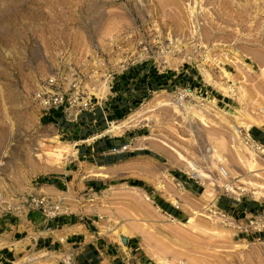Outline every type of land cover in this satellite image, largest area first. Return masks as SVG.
I'll use <instances>...</instances> for the list:
<instances>
[{"label": "rangeland", "instance_id": "rangeland-1", "mask_svg": "<svg viewBox=\"0 0 264 264\" xmlns=\"http://www.w3.org/2000/svg\"><path fill=\"white\" fill-rule=\"evenodd\" d=\"M142 63L163 73L187 69L202 88L169 85L118 120L108 117L105 128L129 121L108 132L119 139L108 151L121 150L108 167L118 169L110 185L89 190L73 182L52 191L49 181L74 154L65 152L55 164L45 153L58 141L75 146L60 130L63 108L36 100L40 83L55 77L66 95L77 97L71 113L87 101L81 112L97 115L112 78ZM101 81L108 91L95 97ZM226 86L233 96L223 93ZM161 97L171 103L147 109ZM181 101L189 107L175 108ZM263 109L264 0H0V235L42 217L33 199L45 195L62 198L61 214L94 219L107 240L121 247L122 236L136 242L138 264H264V214L239 218L217 203L226 195L264 201V152L248 124L263 118ZM225 110L242 122L240 137L233 116L220 120ZM247 148L257 154L253 172ZM186 159L211 178L195 174ZM220 166L229 178H221ZM226 182L233 190L223 188ZM209 195L204 215H195Z\"/></svg>", "mask_w": 264, "mask_h": 264}, {"label": "crops", "instance_id": "crops-1", "mask_svg": "<svg viewBox=\"0 0 264 264\" xmlns=\"http://www.w3.org/2000/svg\"><path fill=\"white\" fill-rule=\"evenodd\" d=\"M177 84H184L196 91L202 88L196 76L187 69L163 73L148 63L133 65L112 78L109 85L111 94L103 101L97 115L88 110L80 112L74 119H67L62 110L58 117V123L62 125L60 130L68 140L73 141L75 153L60 174L49 181V188L60 191L73 182L89 190H99L110 185V177L90 173V170L99 167L109 170L113 160L121 158V150L108 151L114 149L115 141L119 140L112 139V134L104 132L108 128H105L109 122L108 117L112 121L118 120L151 93ZM249 136L264 145V129L254 126ZM122 155L129 156L128 153ZM217 203L221 209L239 218L264 214V201H242L226 195L220 196ZM43 216L31 220L30 224L26 222L25 228L2 230L6 243L0 246V264H138L137 243L127 239L121 247L107 240L100 235L94 219L76 213Z\"/></svg>", "mask_w": 264, "mask_h": 264}, {"label": "bare ground", "instance_id": "bare-ground-1", "mask_svg": "<svg viewBox=\"0 0 264 264\" xmlns=\"http://www.w3.org/2000/svg\"><path fill=\"white\" fill-rule=\"evenodd\" d=\"M210 23V22H209ZM203 30V29H202ZM206 31V30H205ZM197 33V32H196ZM235 36V35H234ZM178 39V38H177ZM253 61V60H252ZM242 62V61H241ZM247 67V69H251V67L249 65H245ZM240 68V67H239ZM243 69V68H242ZM226 72V71H225ZM244 72V71H243ZM203 73V76H204V79L208 82H212V78L210 77L209 73L206 72V70H203L202 71ZM223 93L224 94H227V95H230V96H233L234 95V90L230 87V86H226V87H222L221 88ZM108 91V85H107V81H101V83H99V86L98 88L96 89V92H94V96L95 97H103ZM93 92V91H92ZM158 96V94H157ZM236 96V95H235ZM171 102H168L166 99L164 98H155L154 99V102H150L149 105H147V109H152L154 108L155 106H162V105H167ZM189 103H184L181 101V103H179L178 105H175L174 107L175 108H178V110L180 108L182 109H187L189 106H188ZM207 105L208 107H212V106H215L214 105V102L211 100L207 101ZM143 109V108H142ZM140 111V110H138ZM142 111V110H141ZM148 111V110H147ZM150 111V110H149ZM263 112H264V109H263ZM244 113V112H243ZM139 114V113H138ZM143 114V113H142ZM141 115V114H140ZM220 115V114H219ZM222 115V114H221ZM233 116L234 117V120L236 121V123H233L231 124V126L233 127L234 131L236 132V134L239 136L240 133H241V126H242V122L238 119V117L232 113V111L230 110H225L224 111V115L220 116V120H226V118L228 116ZM139 116V115H138ZM227 116V117H226ZM131 121V120H130ZM129 121L128 120H123L119 123H112L106 130H104V132H111V131H115L120 129L121 126H124L125 124H128ZM250 125H255V126H263L264 127V113H263V118H259V117H253V118H250L249 120V123ZM244 130V129H243ZM245 130H246V126H245ZM247 133V132H246ZM240 137V136H239ZM143 139H147L149 138V136H146L144 135V137H142ZM161 141V140H160ZM61 145H57L56 143V146H54V148H52L50 151H48V153H45L47 155V157L49 159H52L54 162H56L58 160V158H60V156L62 154H64L65 152H70V154H74L75 151L74 149L72 148V144H67V145H62L63 142L62 141H58ZM166 144V143H164ZM244 145V144H242ZM141 146V145H140ZM139 146V147H140ZM169 146V145H168ZM171 149V148H170ZM248 149V148H247ZM248 152H250V159H245L246 160V165L248 167V170L249 172H253L255 169H254V166L256 164V159L254 157V155H257L254 153V151L252 149H248ZM249 154V153H248ZM69 155V154H68ZM180 156H182L180 154ZM216 157L217 158H221V155L220 154H216ZM181 159V158H180ZM187 160V159H186ZM183 161V160H182ZM261 161V160H260ZM188 164L189 167H191L194 171H195V174H197L198 176H201L203 178H211L209 174H207L206 172H204L203 170H200L198 168V166L193 162V161H190V160H187L186 161ZM258 162V161H257ZM57 164V162L55 163ZM105 167H99L97 170L95 171H92L90 170V173L94 176H100V177H110L112 175H115L117 172H118V169H114V170H105L103 169ZM220 169V168H219ZM125 171V170H124ZM257 172V171H256ZM261 173V171H259ZM255 174H259V173H255ZM248 183H250V181H248ZM250 184H256V183H253L251 182ZM221 185L226 188H228L229 190H233L234 186L229 183V182H226V183H221ZM218 187H220V184H217ZM254 193V192H253ZM207 199V203L206 205H204L203 209L202 210H195L193 213L195 215H204V212L206 209H208L207 207L209 206V203H211L213 201V197L209 195ZM174 200V199H173ZM190 220V219H189ZM114 233H117V235H124V233L122 231H119V230H114L113 231ZM6 242L3 241V239L0 241V246L5 244ZM29 258V257H28ZM160 264H169L167 261L165 260H162V261H159Z\"/></svg>", "mask_w": 264, "mask_h": 264}, {"label": "built area", "instance_id": "built-area-1", "mask_svg": "<svg viewBox=\"0 0 264 264\" xmlns=\"http://www.w3.org/2000/svg\"><path fill=\"white\" fill-rule=\"evenodd\" d=\"M76 86V83H73ZM35 98L46 109L57 110L63 108L64 115L67 119H74L83 109L88 106V102L84 101L81 103L79 109L71 113L68 109L72 108L75 111V105L77 97L74 93L66 95L64 90L60 87L58 80L55 77H49L47 80L40 83L36 92ZM66 104L68 107L66 108ZM250 139L254 144L260 149L261 152H264V145L256 142L251 137ZM219 174L223 180L229 178V172L224 166H220ZM238 199V198H236ZM62 198L58 200H53L50 196H41L39 198L33 199L34 205L42 212L45 217H54L61 215L62 213ZM53 264V263H46Z\"/></svg>", "mask_w": 264, "mask_h": 264}, {"label": "trees", "instance_id": "trees-1", "mask_svg": "<svg viewBox=\"0 0 264 264\" xmlns=\"http://www.w3.org/2000/svg\"><path fill=\"white\" fill-rule=\"evenodd\" d=\"M128 182L131 184V185H140V186H145V184L141 181H137V180H128Z\"/></svg>", "mask_w": 264, "mask_h": 264}, {"label": "water", "instance_id": "water-1", "mask_svg": "<svg viewBox=\"0 0 264 264\" xmlns=\"http://www.w3.org/2000/svg\"><path fill=\"white\" fill-rule=\"evenodd\" d=\"M122 241H123L124 243H126L127 239H126L124 236H122Z\"/></svg>", "mask_w": 264, "mask_h": 264}]
</instances>
